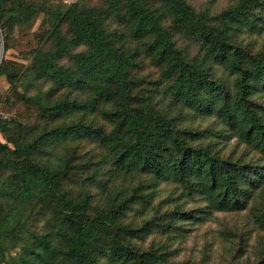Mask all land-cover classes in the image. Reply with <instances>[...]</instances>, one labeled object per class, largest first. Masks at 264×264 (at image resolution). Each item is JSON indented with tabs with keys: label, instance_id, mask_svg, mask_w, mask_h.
<instances>
[{
	"label": "trees",
	"instance_id": "16d2710c",
	"mask_svg": "<svg viewBox=\"0 0 264 264\" xmlns=\"http://www.w3.org/2000/svg\"><path fill=\"white\" fill-rule=\"evenodd\" d=\"M38 13L0 65V264H264V0H0L6 51ZM216 213L223 259L176 261Z\"/></svg>",
	"mask_w": 264,
	"mask_h": 264
},
{
	"label": "rangeland",
	"instance_id": "374dc122",
	"mask_svg": "<svg viewBox=\"0 0 264 264\" xmlns=\"http://www.w3.org/2000/svg\"><path fill=\"white\" fill-rule=\"evenodd\" d=\"M54 3H82L87 4L89 0H51ZM197 2H207V0H197ZM46 27V19L42 13H38L32 22L24 27H17L15 33L11 39L15 41V46L10 50H5L6 39L0 31L1 36V46H0V63L3 60H14L22 64L27 65L28 52L31 48L37 46V42L34 36L42 31ZM4 87H8L4 81L0 82V99L3 98L6 94ZM7 88V89H8ZM24 106L17 105L13 107L10 117L18 119L22 122H28L29 119L34 115L33 112H24ZM208 122H205L203 125H206ZM0 139L3 142H6L3 136L1 135ZM3 183H0L2 187ZM179 192L174 189L171 185H163L159 189L158 199L163 201L168 197H176ZM158 200V201H159ZM192 204H188V207ZM229 223L230 226L243 225L245 220L237 216H231L221 213H216L209 221L201 226H193L192 231L182 242H176L174 244L175 248H178L180 251L177 255L176 261L192 260L199 261L204 257L205 254L209 255L211 262L219 263L225 255L227 246L219 240L218 229H220L221 223ZM151 242L159 243L161 242V237L158 235H153L148 238L145 246H148ZM13 256H16V253H13Z\"/></svg>",
	"mask_w": 264,
	"mask_h": 264
},
{
	"label": "built area",
	"instance_id": "2783aa9c",
	"mask_svg": "<svg viewBox=\"0 0 264 264\" xmlns=\"http://www.w3.org/2000/svg\"><path fill=\"white\" fill-rule=\"evenodd\" d=\"M1 65V63H0ZM8 118V115L0 110V121Z\"/></svg>",
	"mask_w": 264,
	"mask_h": 264
}]
</instances>
